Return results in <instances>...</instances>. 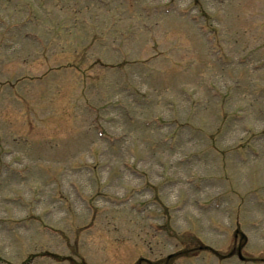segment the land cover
<instances>
[{"label":"rangeland","instance_id":"obj_1","mask_svg":"<svg viewBox=\"0 0 264 264\" xmlns=\"http://www.w3.org/2000/svg\"><path fill=\"white\" fill-rule=\"evenodd\" d=\"M263 128L264 0H0V264H264Z\"/></svg>","mask_w":264,"mask_h":264}]
</instances>
